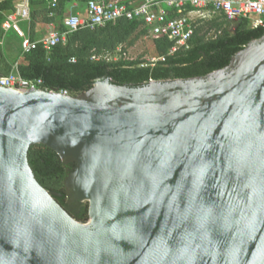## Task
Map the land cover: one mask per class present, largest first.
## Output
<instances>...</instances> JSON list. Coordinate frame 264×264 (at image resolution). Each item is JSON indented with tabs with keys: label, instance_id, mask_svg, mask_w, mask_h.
Instances as JSON below:
<instances>
[{
	"label": "water",
	"instance_id": "95a60500",
	"mask_svg": "<svg viewBox=\"0 0 264 264\" xmlns=\"http://www.w3.org/2000/svg\"><path fill=\"white\" fill-rule=\"evenodd\" d=\"M33 145L70 166L87 221L37 181ZM0 264H264V36L204 77L0 87Z\"/></svg>",
	"mask_w": 264,
	"mask_h": 264
},
{
	"label": "trees",
	"instance_id": "16d2710c",
	"mask_svg": "<svg viewBox=\"0 0 264 264\" xmlns=\"http://www.w3.org/2000/svg\"><path fill=\"white\" fill-rule=\"evenodd\" d=\"M17 1L0 0V76L10 74L16 66L22 78L41 79L42 89L66 91L71 96L86 92L97 79L104 77L126 86H140L152 80L204 77L228 67L234 55L251 41L264 36V29L251 28L247 20L231 23L223 15H211L195 23L188 48L178 47L170 53L175 41L169 37L152 39L153 57H164L165 61L151 66L143 56L126 57L128 49L138 40L149 37L142 20L121 18L102 27L68 32L63 19L69 15L72 4L78 3L80 11L85 14L86 3L90 0H58L55 9L49 8L50 0H29L30 21L20 23L27 26V32L19 25L25 37L38 41L44 36H40L38 27L50 24H54L59 32L67 33L65 41L49 51L39 44L24 52V38L13 28L7 32L2 29ZM131 1L122 2L129 5ZM184 8L185 11L193 10L189 4ZM166 9L170 18L176 16L174 10ZM51 13H54L53 17H50ZM28 161L40 185L49 192L61 194L55 199L73 218L81 222L89 219L87 203L80 210L71 209L66 204L64 180L70 166H65L55 151L43 145H33L28 152Z\"/></svg>",
	"mask_w": 264,
	"mask_h": 264
},
{
	"label": "built area",
	"instance_id": "2783aa9c",
	"mask_svg": "<svg viewBox=\"0 0 264 264\" xmlns=\"http://www.w3.org/2000/svg\"><path fill=\"white\" fill-rule=\"evenodd\" d=\"M123 0H90L86 3L85 14L71 11L63 19V26L68 32L76 31L80 28L94 29L121 18L140 19L148 28L149 37L158 39L169 37L175 41V46L170 53H174L178 47L188 48L195 23L199 20L211 17V15H223L229 22L235 23L240 20H247L253 29H264V0H142L134 6L122 2ZM189 4L193 10L185 11V6ZM58 0H50L49 8L55 9ZM172 9L175 17H169ZM54 13L50 14L53 17ZM30 21L29 0H18L15 4L14 12L6 17L2 24V29L7 32L13 28L23 37L22 48L24 52H29L41 44L45 50L49 51L53 46L61 41H65L66 33L59 32L54 24L47 25V33L38 41H32L25 37L20 28L21 22ZM151 66L158 62H164V57H152L147 59ZM43 81L27 80L20 76L17 67L6 75L0 76V87L14 89L19 92H26L30 89H42ZM45 91H53L42 89ZM61 94L68 95L66 91Z\"/></svg>",
	"mask_w": 264,
	"mask_h": 264
},
{
	"label": "rangeland",
	"instance_id": "374dc122",
	"mask_svg": "<svg viewBox=\"0 0 264 264\" xmlns=\"http://www.w3.org/2000/svg\"><path fill=\"white\" fill-rule=\"evenodd\" d=\"M21 27L23 31L27 32L28 28L26 25H21ZM37 30L40 36H43L48 32L46 26H40ZM139 56H143L145 59H150L155 56V49L151 37H145L138 40L134 46L128 49L126 53V57L129 59H135Z\"/></svg>",
	"mask_w": 264,
	"mask_h": 264
},
{
	"label": "flooded vegetation",
	"instance_id": "af4514ba",
	"mask_svg": "<svg viewBox=\"0 0 264 264\" xmlns=\"http://www.w3.org/2000/svg\"><path fill=\"white\" fill-rule=\"evenodd\" d=\"M239 21H236L235 23H238ZM66 204L69 207H73V209L80 210V208L84 207L86 203H80L74 200H71L70 198L67 197L66 195Z\"/></svg>",
	"mask_w": 264,
	"mask_h": 264
},
{
	"label": "crops",
	"instance_id": "0c3cea01",
	"mask_svg": "<svg viewBox=\"0 0 264 264\" xmlns=\"http://www.w3.org/2000/svg\"><path fill=\"white\" fill-rule=\"evenodd\" d=\"M141 2H142V0H132V1H131V3H132L134 6L138 5V4L141 3ZM71 11H73V12H80L81 14H83V12L80 11L79 4L76 3V2H74V3L72 4L69 13H70Z\"/></svg>",
	"mask_w": 264,
	"mask_h": 264
}]
</instances>
